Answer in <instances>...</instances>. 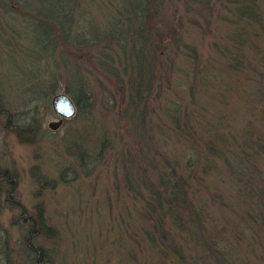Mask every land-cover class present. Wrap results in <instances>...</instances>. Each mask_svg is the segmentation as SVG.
Listing matches in <instances>:
<instances>
[{"label": "trees", "instance_id": "trees-1", "mask_svg": "<svg viewBox=\"0 0 264 264\" xmlns=\"http://www.w3.org/2000/svg\"><path fill=\"white\" fill-rule=\"evenodd\" d=\"M0 23H33L40 30L52 69L41 85L35 80L28 87L29 101L48 104L59 86L76 118L102 100L101 88L110 99L122 129L116 142L101 139L92 151L76 144L71 153L75 176L88 175L107 154L112 158V189L126 217L119 220L132 224L126 234L136 245L126 257L264 264V0H0ZM224 80L248 102L246 122L232 133L205 127L199 106L208 87L227 85ZM38 125L31 114L11 130L31 142ZM176 143L183 155L170 150ZM15 176L0 167V197L18 212L11 224L22 232L29 264H64L46 246L54 227L42 208L27 213L12 197ZM59 176L65 180L62 171ZM212 180L233 185L243 197L231 237L245 256L212 232L213 216L223 217L216 197L222 187L218 195L207 189ZM37 181L55 184L42 175ZM3 259L15 264L7 243Z\"/></svg>", "mask_w": 264, "mask_h": 264}, {"label": "rangeland", "instance_id": "rangeland-1", "mask_svg": "<svg viewBox=\"0 0 264 264\" xmlns=\"http://www.w3.org/2000/svg\"><path fill=\"white\" fill-rule=\"evenodd\" d=\"M40 34L33 23H0V167L16 175L12 197L23 205L27 213H34L36 207L42 208L47 223L54 227V231L46 235V246L53 247L57 260L62 258L64 264H140L144 259L145 264H155L149 256L142 259L141 253H137L135 259L134 256L126 257L128 250H135L136 245L133 240L127 239L126 234L133 231L132 224L124 227L119 220L122 217L126 222V217L119 215L120 201L112 189V158L105 155L88 175L83 172L74 175L78 163L71 149L76 144L92 151L101 139L109 141L110 145L116 142L114 133L122 130L111 109L110 99L105 101V90L101 88L103 98L96 100L91 109H85L76 118L72 116L62 120L54 130H50L47 124L57 121L59 117L52 111L50 99L48 104L40 98L28 100V87L36 82L39 84L35 86L41 85L48 70L52 69L39 41ZM224 81L230 84V88L221 83L209 86L199 106L205 127L217 132L228 127L232 133L238 124L246 122L243 111L248 107V102L238 98L237 90L232 87L233 81ZM56 88L57 93L62 92L59 86ZM31 114H35L39 123L37 131L33 141L21 142L11 126L26 124ZM170 147L173 155H183L180 143L171 144ZM61 171L64 181L59 176ZM38 175L55 180L54 186L40 185ZM218 182L212 180L207 186L210 191L217 190H214L217 195L218 187H222L221 197H216L221 203L219 207L223 217L213 216L211 222L215 227L212 232L217 230L223 237L217 239H226L234 251L237 248L245 256L243 247L231 237L238 226L235 222L240 221L243 197L233 185ZM17 214V210L9 208L1 196L0 264H4L6 243L15 264H29L21 242L22 232L11 224Z\"/></svg>", "mask_w": 264, "mask_h": 264}, {"label": "water", "instance_id": "water-1", "mask_svg": "<svg viewBox=\"0 0 264 264\" xmlns=\"http://www.w3.org/2000/svg\"><path fill=\"white\" fill-rule=\"evenodd\" d=\"M49 102L52 111L59 117L57 121L47 124L50 130H54L61 124L63 119H68L74 115L75 105L70 97L63 92L53 94Z\"/></svg>", "mask_w": 264, "mask_h": 264}]
</instances>
